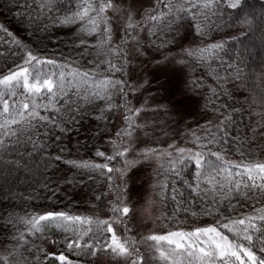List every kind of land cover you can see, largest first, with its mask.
Segmentation results:
<instances>
[{
	"label": "trees",
	"instance_id": "16d2710c",
	"mask_svg": "<svg viewBox=\"0 0 264 264\" xmlns=\"http://www.w3.org/2000/svg\"><path fill=\"white\" fill-rule=\"evenodd\" d=\"M235 2L236 0H226V4ZM87 3H91V0H36L35 5L32 0H0V26L4 29L0 31V76L14 70L16 65L23 64L27 50H31L42 59H52L58 65L63 64L72 74L77 70L93 73L98 70L101 78H122L128 84L125 51L123 57L117 56L113 59V62L119 61L123 64V75L120 72L109 73L106 63H102L105 57L99 47V32H89L87 17L77 18L70 24L61 23L66 16H76L82 12V6ZM181 7H187L182 0L173 5L174 23L171 20H162L153 27V22L150 21L147 28L148 45L154 48L169 45L171 37L182 25L186 26L196 42H201L198 43L200 46L197 49L212 43H223V51L215 56L214 61L201 60L198 55H189L195 67L190 89L202 98L201 112L214 119L213 125L218 127L222 115L214 112L209 100L213 89L219 93L221 87L227 88L231 96H221L219 103L243 108L240 115L228 126V131L233 134V138L247 135L249 139H253L254 133L249 131V127L259 128L264 132V49L260 47V43H255L259 36L264 37V0H240L237 8L221 5V10L216 11L215 15L208 12L210 23L205 22L202 15H193L191 11L187 15L176 11ZM167 11V7H162L156 1L155 6L147 13L152 15ZM144 14L145 12L141 14L140 19L143 18L146 22L147 17ZM202 22L206 29L211 28L203 37L199 35L198 28ZM149 28L155 35L149 33ZM122 34L121 29L117 38L112 37L113 47L120 42ZM82 41L84 43H81ZM50 67L46 66L45 71ZM236 69L240 70L239 77L235 75ZM217 72L220 77L231 75L234 79L230 82H218ZM127 89L128 85L124 94L118 92L114 96L112 102L116 108L111 112H102L101 110L106 108V101L96 99L87 107L83 121L69 125L66 134L53 128L49 137L44 134L47 129L41 125L39 133H34L31 137L35 146L29 142L28 134L24 133L21 137L22 143L15 145L13 137L12 140L6 141L5 149H0V244L10 245L11 249L6 256L7 264H61L53 259L59 255H64L69 264H93L94 257H85L75 250L68 249L64 241L73 239L72 233L64 232L58 222L50 223L44 233L32 235L22 220L49 212H62L76 217L73 212L78 208L84 213L79 216L81 218L103 220L105 213L113 217L111 206L116 198L109 201L107 198L110 192H115L112 185L117 186L116 173H113V178L109 180L98 171L78 170L63 161L53 164L51 158L59 155L64 160L77 163H105L104 158L96 156L95 153L97 149L100 150L110 134L118 106H122L123 101L127 100ZM0 91L8 90L0 86ZM19 101L22 103L23 97H20ZM224 111L228 112L229 109L226 107ZM41 114L48 115L47 112ZM101 116L103 119H97ZM5 119L6 117L0 114V123ZM103 128L108 131L98 138L96 134ZM197 136L203 137L204 133ZM190 146L195 153L203 152L213 161L215 157L208 154L219 151L224 157V164L249 165L264 162V144L259 148L254 147L251 155L243 157L235 150L239 147V144L235 143L230 146L213 144L208 147L205 140L198 141L194 138ZM175 157L172 161H176L178 155ZM112 162L110 167L118 169L122 165L121 158ZM46 164L49 166L45 167ZM161 166L167 175L161 174ZM198 171L195 160L175 163V166L171 167L169 158L166 157L158 164L153 178L157 191L158 184L169 182L171 187L178 189L181 194L174 202L171 197L176 193L167 190L163 206L157 199L163 212L159 218L160 226L170 231L217 226L218 230L228 235L231 240L238 239L234 233L220 228L219 222L228 217L236 220L242 216L264 214V203L257 199L223 201L221 198V202L210 204L212 196L205 199L192 191L198 183L204 188V181L209 179L207 175L199 177ZM74 198L77 200L74 201ZM225 204L228 205L227 208ZM232 205H235L234 212L229 211ZM212 208L216 211H210ZM173 209L176 211L173 212ZM255 223L259 225L261 222L257 219ZM83 227L86 230L89 225L85 223ZM79 232L77 222V233ZM253 235L260 234L254 232ZM84 239L90 243L95 240L91 233ZM260 247L259 240L250 245L258 258H264ZM12 257H15V260ZM130 262L132 264L131 260ZM162 264L166 262L163 261Z\"/></svg>",
	"mask_w": 264,
	"mask_h": 264
},
{
	"label": "snow or ice",
	"instance_id": "6c2138e0",
	"mask_svg": "<svg viewBox=\"0 0 264 264\" xmlns=\"http://www.w3.org/2000/svg\"><path fill=\"white\" fill-rule=\"evenodd\" d=\"M32 2L34 5L36 4V0H32ZM177 2H181V0H157V3L162 7H167L168 11L166 13L157 12L152 15L145 12L144 15L153 22V27L162 20H171L174 23L173 5ZM182 3L187 7H181L176 11L183 12L185 15L191 11L193 15H202L204 21L210 23L208 12L215 15L216 11L221 10V5L237 8L240 0L230 4H226V0H182ZM24 6L27 7V4ZM82 7V12L77 13L76 16H66L61 23L70 24L77 18L84 19L87 17L89 32H99V47L103 50L102 55L105 57L102 63H106L109 73L120 72L123 75V64L119 61L113 62V59L117 56L123 57L124 43L136 39V31L144 25V19L133 20L129 15L128 21L125 22L121 16L119 19L123 34L120 42L113 47L112 36L114 32L106 13L109 9L116 12H120V9L112 0H107V2L105 0H91V3H87ZM198 28L201 37L206 36L211 31V28H205L203 22ZM3 30L0 26V31ZM148 31L150 34L155 35L151 28ZM223 48V43H212L195 51H190L188 55H198L201 60L211 59L214 61L215 56L223 51ZM46 66L51 67L45 71ZM235 75L239 77V69H236ZM216 79L218 82H230L234 78L231 75L220 77L217 72ZM0 86L8 90L0 91V102H2L0 104L2 113L0 114L6 117L4 122L0 123V149H5L6 141L12 140L13 137L15 138V145L22 143L21 137L24 133L28 134L29 142H32L35 146V141L31 137L34 133H39L41 125L47 129L44 134L49 137H51L53 128L66 134L69 125L83 121L87 107L91 106L96 99L106 101V108L102 109V112L113 111L116 108V105L112 102L114 96L118 92L124 94L127 84L122 78L120 80L110 77L101 78L98 70L95 73L77 70L75 74H72L63 64L58 65L52 59H42L33 51L27 50L23 64L16 65L14 70L0 76ZM212 92L213 95L209 102L212 104L214 112L220 113L222 118L218 127L212 124L206 125L202 130L204 136L197 137V140H205L208 147L213 144L224 146H230L233 143L239 144V147L235 150L240 152L242 157L251 155L254 147L259 148L264 144V132H261L259 128L249 127V131L254 133L253 139H249L247 135L233 138V134L228 131V126L240 115L243 108H234L232 105L219 103L221 96H231L227 88L221 87L219 93L216 89H213ZM20 97H23L22 103L19 101ZM127 105L128 101L124 100L122 106L126 109L124 115L125 127L116 132L115 140L109 139L107 141L113 145L112 154L107 155L99 149L95 153L96 156L105 158L109 163L113 160H119L128 152V148L122 147V145L125 143V137L132 136L135 126L131 123V118L138 115L140 110L133 111ZM226 107L229 109L228 112L224 111ZM42 112H47L48 115H42ZM97 119H103V117H97ZM107 131V128H103L96 135L98 138L103 137ZM236 131L238 132L239 129H236ZM169 147L175 148V152L178 154L176 161H172L171 152L159 153L157 149H146L142 155L145 160L160 159L161 156H167L171 167H174L175 163H186L189 160H195V165L199 170L198 176L205 177L207 175L209 179L204 181V188L198 183L192 188V191L205 199L212 196L213 200L209 201L210 204L221 202V198L223 201L257 199L264 203V162L250 163L249 165L224 164L222 162L224 157L220 155L219 151H212L208 154L215 157L213 161L209 160L203 152L191 153L185 148L173 145ZM65 150L62 149V151ZM186 152L187 157H185ZM56 161H63L78 170L98 171L100 175L109 180L113 178V173H118V169L110 167L109 163H77L72 160H64L59 155L51 158L53 164ZM48 166V164L45 165V167ZM161 174L167 175L163 166H161ZM208 185H211V187H208ZM157 188L159 191H157L156 197L160 200L161 206H163L166 199L165 193L167 190L170 189L176 193L171 197L174 202L177 201V196L181 195L178 189L171 187L169 182L158 184ZM112 189L116 192V200L111 206L114 220H92L79 216L72 217L62 212H49L24 219L22 223L28 228L29 233L35 235L44 233L50 223L58 222L64 232L71 231L72 233L73 239L64 241L68 249L75 250L85 257H96L104 252L131 259L132 264H147L137 247L136 241L130 237L121 239L116 234L113 227L114 223L124 225L126 232L129 230L130 226L126 223V218L133 209L124 204L121 199V190L115 184L112 185ZM225 207L227 208L228 205L225 204ZM175 211L176 209H173V212ZM210 211H216V209L212 208ZM229 211L234 212L235 205H232ZM195 214L193 213V215ZM169 215H172V213H169ZM257 219L261 222L259 225L255 223ZM77 222H79V233H77ZM85 223L89 225L86 230L83 227ZM219 227L234 233L238 239L231 240L228 235L219 231L217 226H211L198 227L189 232L171 231L166 235L149 234L143 238L141 243H146L149 248H155L159 257L166 264H178V262L179 264H185V262L186 264H264V258H258L250 248V245H254L259 240L261 244L260 251L264 252V214L242 216L236 220H231L228 217L226 220L219 222ZM104 232L111 233V237L101 245L100 241ZM254 232H258L260 235L254 236ZM89 233L95 238L91 243L84 239ZM163 242L167 243V248L163 247ZM12 259L15 260V257H12ZM53 259L60 261L61 264H69L64 255L55 256Z\"/></svg>",
	"mask_w": 264,
	"mask_h": 264
},
{
	"label": "rangeland",
	"instance_id": "374dc122",
	"mask_svg": "<svg viewBox=\"0 0 264 264\" xmlns=\"http://www.w3.org/2000/svg\"><path fill=\"white\" fill-rule=\"evenodd\" d=\"M156 1L112 0L120 9V12L109 9L106 13L113 28L112 37L117 38L120 35L119 18L121 16L125 22L128 21L129 15L133 20H139L143 12L155 6ZM150 21L147 17L144 25L137 29L136 39L128 40L124 44L127 60V106L133 111L136 109L140 111L138 115L131 118V123L135 127L132 136L124 138L125 143L122 147H127L128 152L121 158L122 165L118 168L115 177L117 187L122 193L121 199L124 204L133 209L126 218V223L130 227L127 232L121 224L114 223L113 227L121 239L130 237L137 242L147 264H162L164 260L159 257L155 248H149L141 241L149 234L166 235L171 232L159 224V218L163 212L158 203L157 189L153 182L158 164L167 156L145 160L142 153L146 149H157L159 153L171 152V159H174L178 154L175 148L169 147L170 145L195 153L192 151L190 142L197 138V135L204 133L202 130L206 125L211 122L213 125L214 119L201 112L202 98L192 93L190 89V80L195 67L188 52L195 51L200 46L198 43L201 42H196L186 26L182 25L171 37L169 45L151 47L147 43V28ZM255 43H260V47L264 49L263 36L255 39ZM125 112V107L118 106L112 120L110 134L100 148L107 155H111L113 150V145L107 141L115 140L116 132L125 127ZM185 155L187 156V152ZM104 161L109 163L105 158ZM112 164L111 161L109 166ZM115 198L116 192H110L107 200ZM76 200L74 198V201ZM73 214L80 216L84 213L81 208H78ZM102 218L103 220L115 219L109 213L103 214ZM194 229L177 231L189 232ZM110 237L111 233L105 232L100 244L107 242ZM163 247H168L166 242H163ZM9 249H11L10 245L0 244V264H7L6 256ZM130 260L123 256L101 252L93 258V264H131Z\"/></svg>",
	"mask_w": 264,
	"mask_h": 264
},
{
	"label": "clouds",
	"instance_id": "9594fccd",
	"mask_svg": "<svg viewBox=\"0 0 264 264\" xmlns=\"http://www.w3.org/2000/svg\"><path fill=\"white\" fill-rule=\"evenodd\" d=\"M146 215H147V213H146Z\"/></svg>",
	"mask_w": 264,
	"mask_h": 264
}]
</instances>
